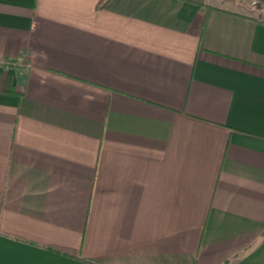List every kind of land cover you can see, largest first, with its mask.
Here are the masks:
<instances>
[{
  "label": "crops",
  "instance_id": "crops-1",
  "mask_svg": "<svg viewBox=\"0 0 264 264\" xmlns=\"http://www.w3.org/2000/svg\"><path fill=\"white\" fill-rule=\"evenodd\" d=\"M102 1L0 0V264H264V19Z\"/></svg>",
  "mask_w": 264,
  "mask_h": 264
},
{
  "label": "rangeland",
  "instance_id": "rangeland-1",
  "mask_svg": "<svg viewBox=\"0 0 264 264\" xmlns=\"http://www.w3.org/2000/svg\"><path fill=\"white\" fill-rule=\"evenodd\" d=\"M241 3L245 5V10L250 15L264 19V0H241Z\"/></svg>",
  "mask_w": 264,
  "mask_h": 264
},
{
  "label": "trees",
  "instance_id": "trees-1",
  "mask_svg": "<svg viewBox=\"0 0 264 264\" xmlns=\"http://www.w3.org/2000/svg\"><path fill=\"white\" fill-rule=\"evenodd\" d=\"M109 1H110V0H103V1L101 2L100 6H103V5L107 4ZM66 252H67V251H66Z\"/></svg>",
  "mask_w": 264,
  "mask_h": 264
}]
</instances>
